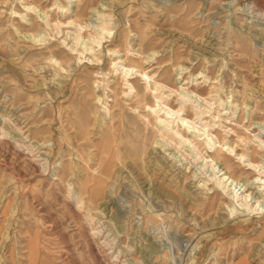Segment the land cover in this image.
<instances>
[{
    "label": "rangeland",
    "instance_id": "1",
    "mask_svg": "<svg viewBox=\"0 0 264 264\" xmlns=\"http://www.w3.org/2000/svg\"><path fill=\"white\" fill-rule=\"evenodd\" d=\"M214 156L264 180V0H0V264H264V206L230 215Z\"/></svg>",
    "mask_w": 264,
    "mask_h": 264
},
{
    "label": "bare ground",
    "instance_id": "2",
    "mask_svg": "<svg viewBox=\"0 0 264 264\" xmlns=\"http://www.w3.org/2000/svg\"><path fill=\"white\" fill-rule=\"evenodd\" d=\"M32 8V7H31ZM34 8V7H33ZM35 9V8H34ZM105 22V21H104ZM46 23H47V20H46ZM70 24V23H69ZM88 24V23H87ZM90 25V24H89ZM101 26H103V25H101ZM100 25H99V27H101ZM79 28V27H78ZM98 28V27H97ZM105 28V27H104ZM82 30V29H81ZM96 31V30H95ZM61 32V31H60ZM98 32V31H97ZM107 32V31H106ZM80 33V32H79ZM93 33H94V31H93ZM103 33V32H102ZM105 33V32H104ZM94 34H96V33H94ZM99 34V33H98ZM91 35V34H90ZM87 36V35H86ZM81 37H83V36H81ZM92 37V36H91ZM97 37V36H96ZM102 38V37H101ZM84 39H85V37H84ZM83 39V40H84ZM90 39V38H89ZM94 39V38H93ZM92 39V40H93ZM103 39V38H102ZM101 39V40H102ZM75 40V39H74ZM87 40V39H86ZM89 41H91V40H89ZM74 42V41H73ZM78 42V41H77ZM77 42L75 41V43L77 44ZM82 42V41H81ZM84 42V41H83ZM88 43V42H87ZM92 43V42H91ZM73 44V43H72ZM80 44V43H79ZM92 44H94V43H92ZM74 45V44H73ZM77 46V45H76ZM81 46H82V44H81ZM93 46V45H92ZM99 46V45H98ZM70 47V46H69ZM74 47H75V45H74ZM79 47V46H78ZM83 47H85L84 49H83V51L82 52H85V51H92V48L91 47H89V48H86V46H82V48ZM96 49V48H95ZM94 49V50H95ZM103 49V48H102ZM71 50V49H70ZM78 50V49H77ZM47 51H48V49H47ZM72 51H74V50H72ZM79 51V50H78ZM75 52V51H74ZM81 52V53H82ZM67 53H68V51H67ZM86 53V52H85ZM88 53V52H87ZM92 53V52H91ZM97 53V52H96ZM103 53V52H102ZM112 53V52H111ZM70 54V53H69ZM77 54V53H76ZM117 54V53H116ZM126 55H127V53H125ZM89 55V54H88ZM112 55V54H111ZM73 56V55H72ZM79 56V55H78ZM77 55H76V57H78ZM83 56V55H82ZM85 56V55H84ZM90 56V55H89ZM103 56V55H102ZM75 57V56H74ZM126 57V56H125ZM79 60V59H78ZM82 61V60H81ZM120 61V60H119ZM91 62H92V60H91ZM98 62V61H97ZM51 63V62H50ZM68 63V62H67ZM75 63H76V61H75ZM81 63V62H80ZM122 63V62H121ZM124 63V62H123ZM65 64V63H64ZM72 64H74V63H72ZM86 64V63H85ZM125 64V63H124ZM77 65V64H76ZM92 65V64H91ZM111 65H113V64H111ZM115 66V65H114ZM120 66V65H119ZM118 66V67H119ZM68 67V66H67ZM71 67H72V65H71ZM130 67V66H129ZM134 67V66H133ZM60 69V68H59ZM119 69H121L120 67H119ZM61 70V69H60ZM62 70H64V69H62ZM66 70V69H65ZM121 70H123L124 71V75H128V73L130 72V71H133V68H128V67H123ZM140 70H141V68H140ZM116 72V71H115ZM119 72H121V71H119ZM145 72V71H144ZM143 71H142V73H141V76L145 79V80H147L148 79V76L147 75H145V73H144ZM106 73V72H105ZM133 73V72H132ZM131 73V74H132ZM135 73V72H134ZM115 74H117V72L115 73ZM121 75V74H120ZM115 76V75H114ZM119 76V75H118ZM137 76V75H136ZM66 77V76H65ZM94 77V76H93ZM134 77V76H133ZM138 77H139V74H138ZM124 78H126V77H124ZM130 78V77H129ZM139 78H141V77H139ZM150 78V77H149ZM144 82V81H143ZM147 82V87H149V81H146ZM152 82V81H151ZM155 83V82H154ZM151 84V83H150ZM160 84V83H159ZM162 84V83H161ZM112 85V84H111ZM157 85H158V83H157ZM145 87H146V85H145ZM150 87H151V85H150ZM102 88H104V87H102ZM130 88L131 89H134V87L132 86V85H130ZM158 89H161L162 88V85H161V88L160 87H157ZM151 89H153V88H151ZM154 89H156V87L154 88ZM158 89L156 90V91H158ZM104 90V89H103ZM149 91V90H148ZM110 92V91H109ZM142 95H144V92H143V94ZM115 96V95H114ZM122 96V95H121ZM135 96H139V93H138V91H136V94H135ZM151 96V95H150ZM123 98L125 97V96H122ZM152 98V97H151ZM96 99V98H95ZM158 99V98H157ZM185 99V98H184ZM187 99V98H186ZM206 99V98H205ZM104 100V99H103ZM189 100V99H188ZM103 102V101H102ZM153 102V101H152ZM155 103H156V101H154ZM162 102V101H161ZM161 102H159V100L157 101V107H158V109H157V111H156V107H155V109H154V107H152V109H151V107H150V109H151V111L152 112H154L155 114H156V118H155V120L160 124V129H162L163 131H166V132H168V133H170L171 135H173V136H175V137H177L178 139H179V141L181 142V143H188V144H192L191 143V140H190V138H198V137H200V131L201 130H203V133L201 134V135H204L205 137H203L204 139H205V144L207 145V146H209V148L210 149H216V148H218L216 151H215V154L216 153H223L222 151H223V145L222 144H219V145H217V146H214L215 145V141L213 140L214 138H212V136H210V135H208V132L206 133V132H204V129L206 128V127H202L203 129H200L198 126H197V124L192 120V119H189V118H187V117H182V115L180 116L179 115V111H177L176 109L174 110V109H171L170 107H168V106H166L165 105V103L164 104H162ZM165 102V101H164ZM207 102V101H206ZM130 103V102H129ZM128 103V104H129ZM186 103V102H185ZM155 105V104H154ZM153 105V106H154ZM163 105V106H162ZM180 105V104H179ZM183 105H184V103H183ZM187 104H185V106H186ZM189 107V106H188ZM197 107V106H196ZM179 108H180V106H179ZM178 108V109H179ZM184 107L182 106L181 107V109H180V111H183L184 109H183ZM197 108H199V107H197ZM204 108V107H203ZM147 109H148V107H147ZM147 109H146V111H147ZM201 109V108H200ZM133 110V109H132ZM150 111V110H149ZM151 111H150V113H151ZM189 111V110H188ZM193 111V110H192ZM201 111V110H200ZM105 113V112H104ZM144 113H146V112H144ZM183 114V113H182ZM109 115V114H108ZM137 115V114H136ZM151 115V114H150ZM175 115V117H173ZM191 115V114H190ZM195 115H196V118L198 117V118H201L200 116H201V113L200 112H195ZM144 116V115H143ZM139 117V116H138ZM107 118V117H106ZM152 118H153V115H152ZM191 118H192V115H191ZM110 119V118H109ZM141 119V118H140ZM145 119V118H144ZM151 120H153V119H151ZM143 121V120H142ZM156 121H155V123H156ZM199 121V120H198ZM154 122V121H153ZM110 123V122H109ZM157 123V124H158ZM102 124V123H101ZM145 124H147V123H145ZM154 124V123H153ZM109 125V124H108ZM145 126H147V125H145ZM152 126V125H151ZM158 126V125H157ZM201 126V125H200ZM153 128V127H152ZM96 129V128H95ZM162 130H161V132H162ZM159 131V130H158ZM161 132H160V134H161ZM101 133V132H100ZM164 133V132H163ZM98 137V136H97ZM220 137V136H219ZM155 141V140H154ZM219 142H220V140H219ZM218 142V143H219ZM261 143V142H260ZM217 144V143H216ZM188 146V145H187ZM193 146V145H192ZM205 146V145H204ZM206 147V146H205ZM225 147V146H224ZM229 147V146H228ZM227 147V148H228ZM207 148V147H206ZM226 148V149H227ZM193 149V148H192ZM225 152H226V150H224ZM230 151L232 152L233 150L232 149H230ZM235 155H237L238 156V158H236V160L237 159H239L238 161L239 162H246V165H244L245 167L247 166V168L248 169H251L252 167H253V169L255 168L256 169V166L258 165V164H255L252 160H250V159H245V154L244 153H239V154H235ZM218 156V155H217ZM217 156H214V157H212L210 160L208 159V161H210L211 163L213 162L214 164H213V171H214V177H215V180H214V186H213V188L215 187V189H216V191L220 194H223L224 195V197H225V199H227L229 202H230V204H231V208H229V213H230V215H234L233 214V212H236L237 210H240L241 212H242V214H244V213H251V212H254V211H256V210H259V208L260 207H263L264 206V180H262L261 178H260V176H255L254 178H253V180H251L249 183H243L240 187L241 188H243L242 189V191L239 193V194H237V192L236 191H234L235 189H233V188H230L231 187V183L233 182H236V183H238L239 181H236V180H234L233 178H232V176L230 175V173H229V169H230V167H229V158L227 157H225V158H221V157H217ZM245 159V160H244ZM235 160V159H234ZM247 160H249V161H247ZM228 161V162H227ZM241 162V163H242ZM218 164V165H217ZM245 164V163H244ZM243 165V164H242ZM212 166V165H211ZM220 166H222V168L220 167ZM249 181V180H248ZM232 183V184H233ZM252 184H256L255 185V188L257 189L256 190V192H254L253 193V191H248V189H250V186H248V185H252ZM239 190V189H238ZM258 194V195H257ZM253 195V196H252ZM250 196H252L253 198H255V201L252 203V204H250L249 203V201L250 200H248V198L250 197ZM259 198H263V203H259L260 202V200H259ZM236 210V211H235Z\"/></svg>",
    "mask_w": 264,
    "mask_h": 264
}]
</instances>
